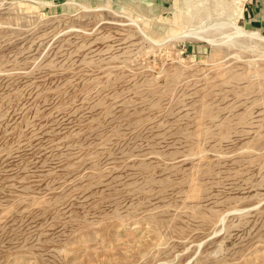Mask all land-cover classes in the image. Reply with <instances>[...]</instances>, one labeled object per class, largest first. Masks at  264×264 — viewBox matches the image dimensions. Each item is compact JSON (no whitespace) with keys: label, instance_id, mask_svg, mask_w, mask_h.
Wrapping results in <instances>:
<instances>
[{"label":"rangeland","instance_id":"1","mask_svg":"<svg viewBox=\"0 0 264 264\" xmlns=\"http://www.w3.org/2000/svg\"><path fill=\"white\" fill-rule=\"evenodd\" d=\"M247 1L0 0V264H264Z\"/></svg>","mask_w":264,"mask_h":264},{"label":"crops","instance_id":"2","mask_svg":"<svg viewBox=\"0 0 264 264\" xmlns=\"http://www.w3.org/2000/svg\"><path fill=\"white\" fill-rule=\"evenodd\" d=\"M167 1L170 0H162L163 3ZM244 22L246 26L264 33V0L247 1Z\"/></svg>","mask_w":264,"mask_h":264},{"label":"bare ground","instance_id":"3","mask_svg":"<svg viewBox=\"0 0 264 264\" xmlns=\"http://www.w3.org/2000/svg\"><path fill=\"white\" fill-rule=\"evenodd\" d=\"M194 0H184V4L189 5L193 3ZM81 5V4H80ZM189 5V6H191ZM82 6V5H81ZM83 7H85L86 9L87 6L83 5ZM185 8V7H184ZM188 11V10H187ZM238 38H242L245 40H248L250 42H254L255 44L258 45H263L264 46V34H262L260 31L258 30H249V29H245L244 27L242 28L241 26H237L235 24V32H234ZM190 36L192 37H196V38H207L210 41H212L213 39L208 37V35H206L204 33L203 30H196V31H192L190 33ZM259 52V51H258ZM264 52V51H263ZM227 74V73H226ZM232 79V78H231ZM241 79V78H240ZM216 80V79H215ZM243 81V80H242ZM213 88V87H212ZM258 93V91L256 92ZM260 93V92H259ZM251 96V95H250ZM210 108V107H209ZM211 110V109H210ZM209 110V111H210ZM212 112V111H211ZM215 112V111H214ZM196 168V167H195ZM189 181V180H188ZM197 181V180H196ZM193 194V193H192Z\"/></svg>","mask_w":264,"mask_h":264}]
</instances>
